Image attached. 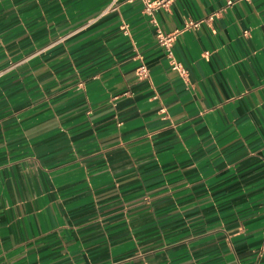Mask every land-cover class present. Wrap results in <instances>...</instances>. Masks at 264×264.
<instances>
[{"label": "crops", "instance_id": "1", "mask_svg": "<svg viewBox=\"0 0 264 264\" xmlns=\"http://www.w3.org/2000/svg\"><path fill=\"white\" fill-rule=\"evenodd\" d=\"M0 264H264V0H0Z\"/></svg>", "mask_w": 264, "mask_h": 264}, {"label": "built area", "instance_id": "2", "mask_svg": "<svg viewBox=\"0 0 264 264\" xmlns=\"http://www.w3.org/2000/svg\"><path fill=\"white\" fill-rule=\"evenodd\" d=\"M144 3L145 10L152 14L155 10L166 9L168 10L169 6L175 0H141ZM211 19V18H209ZM201 22H192L189 25L198 26ZM244 34L249 36V31H245ZM179 31H176L172 34H165L163 31L158 30L157 40L158 43L163 46L167 51L170 57H173V46L174 42L177 40ZM172 67L174 70H177L181 75L188 76V72L184 69L180 62L172 60ZM137 76L139 79H146L149 77V69L146 64H142L137 69Z\"/></svg>", "mask_w": 264, "mask_h": 264}]
</instances>
